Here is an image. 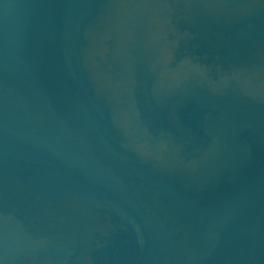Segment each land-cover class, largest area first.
Listing matches in <instances>:
<instances>
[{
  "label": "water",
  "instance_id": "95a60500",
  "mask_svg": "<svg viewBox=\"0 0 264 264\" xmlns=\"http://www.w3.org/2000/svg\"><path fill=\"white\" fill-rule=\"evenodd\" d=\"M0 264H264V0H0Z\"/></svg>",
  "mask_w": 264,
  "mask_h": 264
}]
</instances>
